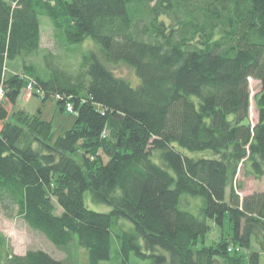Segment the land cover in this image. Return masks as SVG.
<instances>
[{
	"label": "trees",
	"instance_id": "1",
	"mask_svg": "<svg viewBox=\"0 0 264 264\" xmlns=\"http://www.w3.org/2000/svg\"><path fill=\"white\" fill-rule=\"evenodd\" d=\"M42 17L81 51L76 70L9 68L40 52ZM89 39L97 47L82 50ZM252 77L264 85V0H0V206L68 254L3 251L0 234V264H264V190L242 198L235 184L245 163L264 178ZM24 89L71 104V127L55 137L51 121L14 112ZM88 193L110 209L90 208ZM226 223L232 233L208 245Z\"/></svg>",
	"mask_w": 264,
	"mask_h": 264
},
{
	"label": "rangeland",
	"instance_id": "2",
	"mask_svg": "<svg viewBox=\"0 0 264 264\" xmlns=\"http://www.w3.org/2000/svg\"><path fill=\"white\" fill-rule=\"evenodd\" d=\"M82 50H88L90 47L95 48V42L91 39L87 41V43L82 45ZM66 46L61 45V43L57 40L55 35V29H53L52 23L48 17L41 18V50L39 53L31 56H23L21 59L19 58L16 62H12L9 65L14 72L23 73L24 64L34 63L39 68H45V66H49L53 68L55 72L60 73H68L74 71L78 68L80 63V55L81 51H72L66 49ZM113 70L119 76H124L132 85L137 86L140 83V80L134 69H131L125 63L116 64L112 66ZM249 86L251 91V110H250V119L252 125H254L258 121V109L256 107V94L263 90L264 85H262L261 81L252 77L249 79ZM24 92L21 94L20 98L17 100L16 104H12L13 111H17L19 109H23L27 111L30 115H40L43 119L51 121L53 124V129L55 133V137L63 134L67 129H69L72 123L75 121L76 116L75 113H72V110H68V112L63 111L59 105H57L56 99L53 97L48 98L47 100H43L41 96L34 95L31 91L23 90ZM67 107V106H66ZM12 111V112H13ZM71 112V113H70ZM14 117L11 116V119ZM189 155L191 154L194 157L201 156H210L212 157L213 153L209 151H201V152H193L187 151ZM105 160L108 158L104 156ZM249 163H245V165L241 166L238 171V175L235 180V184L237 185V191L241 195L242 198L247 195H251L253 193H257L259 191L264 190V178L257 179L253 175L247 172V167ZM239 183H242L243 186L240 187ZM87 201L89 203L90 208L99 211L109 210L110 207L108 204H103L100 202L91 201L90 193L87 194ZM192 201L189 202V206L185 207L189 208L195 214L199 213V207H196L198 201L201 204L200 198L188 197ZM198 200V201H195ZM60 211V209L58 208ZM122 225H127L128 227L133 226V222L129 219H121ZM127 227V228H128ZM225 228H219L216 225H213V229L207 234V244L208 245H216L221 239L228 236L232 233V229L230 224L226 223ZM0 234L5 237V249L3 251L14 252L18 254H24L28 250L31 249H42L50 253L53 257L57 259H67L68 254L65 251L58 249L43 233L32 229L27 222L21 217L15 216L13 218H9L5 215L0 206ZM254 249L259 250L257 244H254ZM79 263H83L85 260L84 251L80 249L78 251ZM246 253V252H245ZM113 254V251H112ZM263 263H264V257ZM216 264H231L228 261L223 260V258H218ZM108 264V263H103ZM131 264H149L148 260L140 259L135 255L131 257Z\"/></svg>",
	"mask_w": 264,
	"mask_h": 264
},
{
	"label": "built area",
	"instance_id": "3",
	"mask_svg": "<svg viewBox=\"0 0 264 264\" xmlns=\"http://www.w3.org/2000/svg\"><path fill=\"white\" fill-rule=\"evenodd\" d=\"M4 93L3 89L0 88V96H2ZM73 109V106L71 104L68 105V110H72Z\"/></svg>",
	"mask_w": 264,
	"mask_h": 264
}]
</instances>
